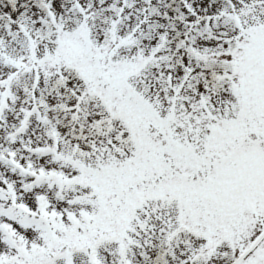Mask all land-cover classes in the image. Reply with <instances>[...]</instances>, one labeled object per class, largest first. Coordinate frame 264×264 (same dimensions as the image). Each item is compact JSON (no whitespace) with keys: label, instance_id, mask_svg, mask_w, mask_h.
I'll use <instances>...</instances> for the list:
<instances>
[{"label":"snow or ice","instance_id":"snow-or-ice-1","mask_svg":"<svg viewBox=\"0 0 264 264\" xmlns=\"http://www.w3.org/2000/svg\"><path fill=\"white\" fill-rule=\"evenodd\" d=\"M0 264H264V0H0Z\"/></svg>","mask_w":264,"mask_h":264}]
</instances>
